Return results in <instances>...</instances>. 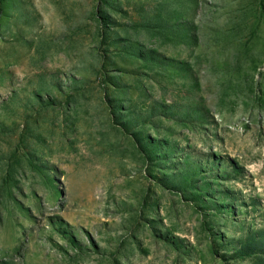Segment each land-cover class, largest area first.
I'll return each instance as SVG.
<instances>
[{
  "label": "rangeland",
  "instance_id": "obj_1",
  "mask_svg": "<svg viewBox=\"0 0 264 264\" xmlns=\"http://www.w3.org/2000/svg\"><path fill=\"white\" fill-rule=\"evenodd\" d=\"M0 264H264V0H0Z\"/></svg>",
  "mask_w": 264,
  "mask_h": 264
}]
</instances>
